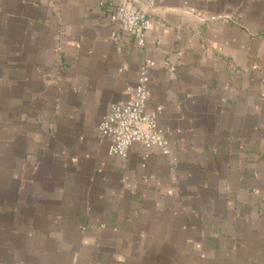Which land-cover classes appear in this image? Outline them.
Returning a JSON list of instances; mask_svg holds the SVG:
<instances>
[{
    "label": "crops",
    "instance_id": "crops-1",
    "mask_svg": "<svg viewBox=\"0 0 264 264\" xmlns=\"http://www.w3.org/2000/svg\"><path fill=\"white\" fill-rule=\"evenodd\" d=\"M110 3L0 0V264H264V0H156L170 154L125 158L99 124L144 53Z\"/></svg>",
    "mask_w": 264,
    "mask_h": 264
},
{
    "label": "built area",
    "instance_id": "built-area-1",
    "mask_svg": "<svg viewBox=\"0 0 264 264\" xmlns=\"http://www.w3.org/2000/svg\"><path fill=\"white\" fill-rule=\"evenodd\" d=\"M130 1L132 9L110 3L108 19L122 27L127 39L133 41L144 53V58L136 84L127 90L129 100L111 108L102 118L99 131L102 137L111 139L108 150L110 156L125 158L133 144H141L147 152L159 150L162 154L169 155V141L158 123L160 109H148L150 72L156 65L148 58L146 46L147 35L152 28V15L156 11V0Z\"/></svg>",
    "mask_w": 264,
    "mask_h": 264
}]
</instances>
